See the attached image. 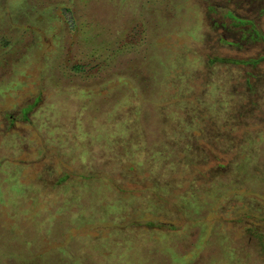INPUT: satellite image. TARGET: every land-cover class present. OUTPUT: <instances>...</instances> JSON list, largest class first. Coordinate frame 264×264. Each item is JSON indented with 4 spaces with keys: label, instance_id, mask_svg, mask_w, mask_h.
<instances>
[{
    "label": "rangeland",
    "instance_id": "1",
    "mask_svg": "<svg viewBox=\"0 0 264 264\" xmlns=\"http://www.w3.org/2000/svg\"><path fill=\"white\" fill-rule=\"evenodd\" d=\"M0 264H264V0H0Z\"/></svg>",
    "mask_w": 264,
    "mask_h": 264
}]
</instances>
